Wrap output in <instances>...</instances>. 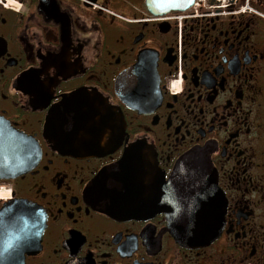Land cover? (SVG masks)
Listing matches in <instances>:
<instances>
[{
	"label": "flooded vegetation",
	"instance_id": "af4514ba",
	"mask_svg": "<svg viewBox=\"0 0 264 264\" xmlns=\"http://www.w3.org/2000/svg\"><path fill=\"white\" fill-rule=\"evenodd\" d=\"M75 94L105 102L108 129L46 131ZM11 133L40 156L21 174L19 154H0V264H264V0L161 16L146 0H0V149ZM198 150L227 203L213 243L181 245L155 209H100L92 184L129 152L169 180Z\"/></svg>",
	"mask_w": 264,
	"mask_h": 264
},
{
	"label": "water",
	"instance_id": "95a60500",
	"mask_svg": "<svg viewBox=\"0 0 264 264\" xmlns=\"http://www.w3.org/2000/svg\"><path fill=\"white\" fill-rule=\"evenodd\" d=\"M196 0H146L149 11L157 16L171 11L189 9ZM141 57L139 65L142 64ZM151 61L149 62L151 68ZM92 102H80L77 94L66 97L52 113L45 127L60 122L63 137H75L92 121H98L103 131L111 124L109 110L101 99L100 109ZM98 105V104H95ZM12 139L10 150L5 146L0 154L20 155L21 174L33 168L40 156L35 142L24 134H6ZM98 149L92 147V153ZM161 177L159 180L153 178ZM158 186V191L146 194V186ZM99 207L110 215L140 217L153 209L166 216L169 232L181 245L205 246L216 241L224 228L226 198L219 187L218 174L205 150L191 152L176 165L169 180L156 170L152 159L136 151L126 154L118 163L104 169L92 184Z\"/></svg>",
	"mask_w": 264,
	"mask_h": 264
}]
</instances>
